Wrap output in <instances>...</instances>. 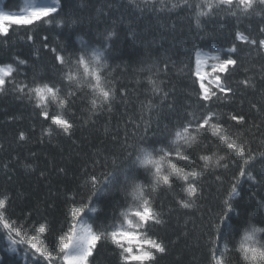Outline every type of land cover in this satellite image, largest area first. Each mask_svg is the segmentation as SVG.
Instances as JSON below:
<instances>
[{"label":"snow or ice","instance_id":"snow-or-ice-1","mask_svg":"<svg viewBox=\"0 0 264 264\" xmlns=\"http://www.w3.org/2000/svg\"><path fill=\"white\" fill-rule=\"evenodd\" d=\"M149 15L154 24L141 27ZM177 27L194 38L190 51L170 46L154 56V31ZM18 32L24 33L18 39L28 49L25 56L13 41ZM81 32L88 39L78 36L77 47L71 37ZM129 39L145 53L131 89L127 73L115 76L110 63L118 42ZM205 40L219 46L199 43ZM174 57H183L179 71L189 81L182 103L165 78L169 66H177ZM258 58H264V0H24L0 7V99L21 102L32 118L28 129L10 134L8 147L0 141V151L51 143L57 134L71 138L101 116L111 123L117 105L124 109L109 133L113 150L97 149L100 158H92L91 172L81 165L73 188L53 191L49 184L30 207L19 206L10 189L0 191V227L9 249L24 246L27 264H100L99 249L110 245L113 264H159L169 247L154 229L166 226L174 211L197 209L202 182L211 178L220 193L214 210L207 224L193 222L197 247L200 234L206 236L204 264H264V63L250 75L247 66ZM238 67L245 75L234 88L230 78ZM246 97L249 111L238 110ZM225 101L235 107L225 111ZM130 104L136 106L132 113ZM37 155L31 148L23 158L9 152L5 174L16 161L48 181ZM54 170L67 176L63 166ZM246 181L255 188L244 202L250 208L235 199ZM160 193L172 195L174 206L166 209ZM107 196L119 199L100 219V198ZM55 200L63 210L59 219L49 215Z\"/></svg>","mask_w":264,"mask_h":264},{"label":"trees","instance_id":"trees-1","mask_svg":"<svg viewBox=\"0 0 264 264\" xmlns=\"http://www.w3.org/2000/svg\"><path fill=\"white\" fill-rule=\"evenodd\" d=\"M24 0H0V7L9 8L15 4L23 5ZM12 10H16L14 7ZM169 22H175L174 17H165ZM152 21L154 24L153 18L149 15L144 18L141 23V27L144 24ZM24 35L23 32H18L13 36L14 43H18V51H21V55L25 56L28 54V49L24 46V41L19 40L18 37ZM153 35L156 36L157 44L153 45L152 52L153 55L159 57L165 49L171 47L181 48L183 53L190 51V45L194 43V38L188 35L187 33H180L177 27V31L169 32L165 30H156ZM78 36H83L84 40L88 39L87 35H84L83 32L78 33L71 37V40L76 44L77 47L80 46ZM121 36H123V29L121 30ZM163 36V39L161 37ZM151 39V36L148 37ZM201 44L219 46L218 42H213L211 40L200 41ZM246 47V46H245ZM208 49L205 48V51ZM47 55V53L45 54ZM144 48L141 45H134L131 40H121L118 42L116 50L112 53L110 58V63L115 69L114 75L119 77L123 73H127V80L131 81L128 83L129 89L136 87L135 85V72L133 71L139 66V61L144 57ZM255 55V53H253ZM183 57L174 59L177 60V66H169L168 74L166 79H169L171 83L176 88V97L177 103H182L185 99L184 94L190 89L188 88L189 81L187 77L179 71V59ZM247 63V62H246ZM261 63H264V58H258L251 60L250 63H247V66L251 69L248 73L249 75L259 71V66ZM255 67H252V65ZM245 73L243 72L242 67H238L234 72L233 76L230 78L233 80L232 86L238 88L239 85L236 81L242 79ZM143 79V76H141ZM141 95L140 99H143ZM192 99H195V96H192ZM87 107V105H85ZM135 105L130 104L128 106V112L132 113L135 111ZM225 111L231 110L235 107L228 103L224 102L222 105ZM244 112L249 111V105L247 103V97L245 98V103L241 109ZM124 109L119 105L116 106V112L112 117L111 123L107 122L104 116L98 118L96 124L89 123L81 131L77 129L75 134L68 138L67 135H56V138L52 140L51 143H46L44 145H38L30 143L25 148H19L16 145H12L9 148V152L15 150L23 158L27 155L28 148L37 152L36 163L38 169L46 170V174L49 176V180L45 181L42 178L37 179L36 174H32L30 170L25 169L20 163L12 161L10 163V169L7 170V175L5 174L6 170L3 168V164L10 159L9 152L0 151V191L4 188H8L17 196L16 203L19 206L30 207L33 200L41 199L45 197L48 193V185L51 184L53 191L59 186L61 189L67 187L69 189L73 188L78 180H74L73 177L80 170L81 165H86L89 168V171H92L91 161L95 157L99 159V156H96V150H103L104 154H109L113 150V144L110 139L109 133L114 130L117 124V117L120 116V113ZM15 116L17 119L15 121L9 122L8 117ZM88 118V113H84V119ZM93 119H97L93 117ZM123 119V117H121ZM32 123V118L29 116V109L25 108L21 102L15 101L12 98L0 99V141H2L6 147L9 146L11 140V135L20 129H28L29 125ZM105 128L109 132H105ZM259 135V133H258ZM34 141V137H33ZM103 141V143H101ZM259 142V141H258ZM257 142V143H258ZM28 163L33 162L30 158ZM63 166L67 170V176L63 174H57L54 170ZM102 169L97 166L95 169L96 175ZM8 177H11L9 180ZM203 198L198 202L197 209H180L178 212L174 211L171 214V217H168V224L163 227H157L154 229L153 234L161 238L166 244H168L169 252L167 255H163L159 258V264H197V260L194 257L198 258L200 264H204L207 260V251L204 246V240L206 236L200 234L199 247L196 246L197 241L195 240V235L197 234L193 230V222L197 226L201 224H207L208 217L211 215V210H214L216 204V197L220 194L216 190V182H213L209 178L207 183H203ZM227 185L225 184V188ZM241 195L236 197L239 207H248L244 202L248 199V196L255 188H249L248 182L241 184ZM179 192V189L176 190ZM29 197V203L27 205L23 204L24 196ZM259 195V193H258ZM55 199L54 197H51ZM119 196H107L100 198V207L103 211L100 212V219H107L111 215V210L114 207L115 200H118ZM160 199H163L165 208L169 206H174L173 196L167 195L165 198L164 193H160ZM56 208L53 211L49 212V215L59 219L63 215V210L61 207V201L55 200ZM203 205L204 207H200ZM19 211V207L17 208ZM234 219H238L233 214ZM177 218L178 221L177 222ZM187 223V229H184V225ZM186 230L189 232L188 236L181 235V231ZM177 236L180 238L177 240ZM170 241H176L175 244L169 243ZM23 247L22 245H17V250L15 252L9 249V242L7 240L6 232L0 227V264H27L23 259ZM111 246L106 245L104 248L99 249V260L100 264H113L114 257L110 255Z\"/></svg>","mask_w":264,"mask_h":264}]
</instances>
